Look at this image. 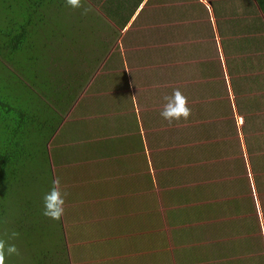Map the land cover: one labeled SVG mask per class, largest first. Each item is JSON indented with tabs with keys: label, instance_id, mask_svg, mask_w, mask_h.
Instances as JSON below:
<instances>
[{
	"label": "crops",
	"instance_id": "1",
	"mask_svg": "<svg viewBox=\"0 0 264 264\" xmlns=\"http://www.w3.org/2000/svg\"><path fill=\"white\" fill-rule=\"evenodd\" d=\"M87 3L49 144L69 264H264V0Z\"/></svg>",
	"mask_w": 264,
	"mask_h": 264
},
{
	"label": "rangeland",
	"instance_id": "2",
	"mask_svg": "<svg viewBox=\"0 0 264 264\" xmlns=\"http://www.w3.org/2000/svg\"><path fill=\"white\" fill-rule=\"evenodd\" d=\"M11 1L16 9L9 13L0 0V36L16 37L21 51L0 56V235L19 232L20 254L5 264H69L66 233L74 229L43 216L42 196L55 179L49 144L77 98L84 76L75 66L84 59L72 58L79 43L66 35L74 15L63 0H45L48 8ZM33 11L24 36L20 28Z\"/></svg>",
	"mask_w": 264,
	"mask_h": 264
},
{
	"label": "clouds",
	"instance_id": "3",
	"mask_svg": "<svg viewBox=\"0 0 264 264\" xmlns=\"http://www.w3.org/2000/svg\"><path fill=\"white\" fill-rule=\"evenodd\" d=\"M63 2L69 8L80 10L81 16L84 17L94 11L87 0H63ZM164 100L166 103L163 105L160 116L170 125L190 118L191 109L188 106L187 97L180 89H173L171 95L165 96ZM66 196L67 193L62 190L60 180H52L51 186L42 196L43 216L53 221H60L65 214ZM19 236V232L15 230L0 235V264H5L8 257L20 254L15 243Z\"/></svg>",
	"mask_w": 264,
	"mask_h": 264
},
{
	"label": "trees",
	"instance_id": "4",
	"mask_svg": "<svg viewBox=\"0 0 264 264\" xmlns=\"http://www.w3.org/2000/svg\"><path fill=\"white\" fill-rule=\"evenodd\" d=\"M44 1L45 0H40L39 2H35L33 0V5H35L36 7L38 6V8L43 4L42 8H48L49 6L53 5V4H46L44 5ZM7 4H8V9L7 11L10 13L11 11H13V8L16 9V4L13 3L11 0H7ZM30 4V3H29ZM31 6V5H30ZM36 13L33 11L32 13L29 14L28 16V22H26L20 29L21 32L24 33V36H27L28 31L25 30V28L33 22V16ZM18 40L17 38H13V39H7L4 35L0 36V56H4L10 54V55H14L15 53H17L20 47H18ZM5 57V56H4ZM0 171H5L4 174H6V169L5 168H1ZM1 174V172H0Z\"/></svg>",
	"mask_w": 264,
	"mask_h": 264
}]
</instances>
